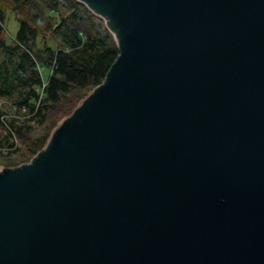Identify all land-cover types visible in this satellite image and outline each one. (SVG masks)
Instances as JSON below:
<instances>
[{"label": "water", "instance_id": "1", "mask_svg": "<svg viewBox=\"0 0 264 264\" xmlns=\"http://www.w3.org/2000/svg\"><path fill=\"white\" fill-rule=\"evenodd\" d=\"M118 54L0 168V264H264V0H77Z\"/></svg>", "mask_w": 264, "mask_h": 264}, {"label": "trees", "instance_id": "2", "mask_svg": "<svg viewBox=\"0 0 264 264\" xmlns=\"http://www.w3.org/2000/svg\"><path fill=\"white\" fill-rule=\"evenodd\" d=\"M9 12L19 24L11 41L5 27ZM117 54L104 21L77 0H0V96L41 124L33 134L28 123L7 121L0 106V126L22 144L19 150L7 149L8 154L19 151V158L4 165L26 162L40 150L57 122L103 80ZM41 67L50 70L46 81Z\"/></svg>", "mask_w": 264, "mask_h": 264}, {"label": "rangeland", "instance_id": "3", "mask_svg": "<svg viewBox=\"0 0 264 264\" xmlns=\"http://www.w3.org/2000/svg\"><path fill=\"white\" fill-rule=\"evenodd\" d=\"M18 25L19 24H18V21L15 17V14L9 12L7 14L6 21H5L6 34H7V40L8 41H11V37L17 31ZM46 37L48 38L47 42L54 45L53 40L50 39L49 36H46ZM39 39H40V36H39ZM42 42H43V40L40 39L39 44L42 45ZM40 70L42 72L43 79L46 81L48 78L49 72H50L49 68L48 67H41ZM0 106L6 114L5 118L7 121L13 120L17 124H21L23 122H26L31 126L33 134L40 132L41 124L37 123L34 120H27L29 117V114L27 113V111H25L23 109H18V107L16 106V104L14 103V101L12 99L0 96ZM60 120L57 122V124L60 122ZM12 142H13V145H12V147H10L9 145ZM1 145H3V146H1ZM8 148H14V149L19 150L22 148V144L16 137L9 136L7 129H5L3 126H0V168L5 166L4 165L5 162H9L12 159L19 158V154H18L19 151L15 152V153L8 154V152H9V151H7Z\"/></svg>", "mask_w": 264, "mask_h": 264}]
</instances>
